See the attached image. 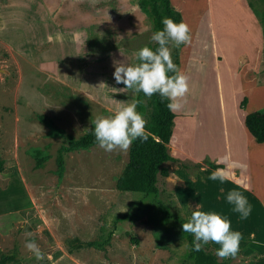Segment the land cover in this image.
<instances>
[{"label": "rangeland", "instance_id": "obj_1", "mask_svg": "<svg viewBox=\"0 0 264 264\" xmlns=\"http://www.w3.org/2000/svg\"><path fill=\"white\" fill-rule=\"evenodd\" d=\"M170 2L191 37L172 47V59L178 49V69L193 80L173 119L168 175L158 174V192L144 196L115 187L129 150L93 144L65 152L61 173L57 161L65 136H82L97 114L135 100L110 88L125 87L114 79V61L137 63L136 51L153 43L140 0H0V253H15L10 264H192L182 223L195 206L242 234L235 257L219 258L212 243L206 251L228 264H264V143L232 126L241 145L249 142L248 165L211 146L215 128L246 111L264 112L256 92L264 96V0ZM221 131L229 144L235 139ZM210 150L218 157L203 155ZM205 162L223 165L206 169ZM217 169L227 173L223 182L209 179ZM233 189L252 207L246 219L227 202Z\"/></svg>", "mask_w": 264, "mask_h": 264}, {"label": "clouds", "instance_id": "obj_2", "mask_svg": "<svg viewBox=\"0 0 264 264\" xmlns=\"http://www.w3.org/2000/svg\"><path fill=\"white\" fill-rule=\"evenodd\" d=\"M163 29L151 33L150 41L158 47L153 50L147 45L140 47L136 53L137 63L114 61V79L117 84H123L122 89L110 88L113 93L131 91L134 94L143 93L151 98L159 95L161 100H167L170 111H180L186 102L189 92L188 76L181 72L173 62L172 47L190 43V28L184 21L176 22L170 17L162 18ZM58 39H62L58 34ZM102 86L107 87L104 83ZM140 100L130 103L117 101L110 110V114H97L91 120L89 129L95 137L98 146L106 152L120 150L127 152L133 141L148 140L146 132L147 121L137 110ZM209 179L223 182L227 173L222 169L212 172ZM227 202L233 205V210L246 219L252 207L242 192L229 190ZM191 208V207H190ZM182 223L184 233L193 236L192 250L199 252L209 243L219 245L215 253L221 259L235 257L240 250L242 234L231 228L230 221L215 211L202 210L195 206ZM30 235V234H29ZM185 247H188L186 244ZM25 248L36 259H43V253L34 241H26Z\"/></svg>", "mask_w": 264, "mask_h": 264}, {"label": "trees", "instance_id": "obj_3", "mask_svg": "<svg viewBox=\"0 0 264 264\" xmlns=\"http://www.w3.org/2000/svg\"><path fill=\"white\" fill-rule=\"evenodd\" d=\"M141 9L150 18L153 31L162 30V18L170 17L174 21L179 22L182 20L181 14L178 10L172 7L170 0H140ZM261 21L263 25L264 34V9L261 12ZM150 48L155 50L158 45L152 43ZM179 50L173 51V62L177 65ZM145 97L141 92L136 94L135 100L143 101L138 104L137 110L144 116L146 114ZM149 105L152 110L148 115L146 132L148 134L147 141H141L137 139L133 141L129 148L128 161L119 173L115 181V187L120 191L142 193L144 196L154 194L158 192L156 185L157 175H168V169L163 163L171 156L168 153L167 145L172 137V126L175 113L170 111L167 107V100H161L159 95H153L148 98ZM247 101L246 96H243L239 102V107H243ZM44 119L43 117H41ZM243 124L247 131L253 136L256 142H264V112L262 111H250L245 114L243 118ZM66 145H63L58 151V172L61 173L64 166V153L76 150L86 149L93 144H97L95 137L89 130L78 138H74L71 135L65 136ZM39 153V152H38ZM42 158L38 159L40 164ZM2 160L0 159V170L2 168ZM210 168L216 169L222 167L221 164H214L211 162L206 163ZM199 166V164H196ZM183 167L187 168L188 165L183 164ZM128 214H123L121 219L126 218ZM183 231V229H182ZM184 237L187 240L188 250L185 253V261H189L192 264H228L226 261L218 260L212 252L203 249L199 252L192 250L193 236L183 232ZM87 245H94L93 241L86 243ZM16 261L15 253H0V264H10Z\"/></svg>", "mask_w": 264, "mask_h": 264}, {"label": "crops", "instance_id": "obj_4", "mask_svg": "<svg viewBox=\"0 0 264 264\" xmlns=\"http://www.w3.org/2000/svg\"><path fill=\"white\" fill-rule=\"evenodd\" d=\"M245 8H246V6H245ZM246 10H247V12L249 13V15L252 17V15H251V13L249 12V10L246 8ZM193 71V70H192ZM191 71V76H192V72ZM190 80V82L193 80V79H190V74H189V79H188V81ZM253 85H255V86H259L258 84H253ZM254 86V87H255ZM253 87V86H252ZM256 92L259 94V95H261L262 97H264L263 96V94H261L260 93V91H259V89L257 88L256 89ZM221 111H223V109H222V107H221ZM235 112H237V104L235 105ZM248 112H250V111H246V112H244L243 113V115H242V117H241V119H239L238 117L236 118V119H234V121L231 123L230 121V123H229V125H227V127H225V124H223V126H224V128L223 129H219L218 127L217 128H215L216 129V131H217V134H216V136H215V138L213 139V142H212V144H211V146H213L214 147V149H221V150H224L225 152H226V155H228V157H230V158H233L234 160H236L238 163H243V164H246V165H248V164H250V152H249V150H248V147H249V142H246L245 144V146L244 145H241V142L239 141L238 142V139H236V136H234V133H233V128H237L238 130H239V127H241V129L243 130V132H246V133H248V137H251V139H253L254 140V138H253V136L247 131V129L245 128V126H244V124H243V118H244V116H245V114L246 113H248ZM174 113H176V112H174ZM223 113V112H222ZM226 120V119H225ZM224 121V113H223V115L221 114V123ZM201 124H204L203 122H201ZM232 126H233V128H232ZM173 127V126H172ZM221 130H224V133L225 134H228V133H230L231 135V137L232 138H235L234 140H232L231 141V143L229 144L227 141H226V139H224V137H223V135H222V131ZM197 132V131H196ZM195 132V133H196ZM255 141V140H254ZM256 143H258V142H256ZM264 143V142H263ZM259 144H262V143H259ZM257 151H258V148H255L254 149V152L252 153L253 155V157L254 156H256V154L255 153H257ZM208 152V154L207 153H205V154H203V155H207V156H209V157H218V156H214V154H213V151H207ZM258 154H259V152H258ZM259 157V156H258ZM207 162H205V167H206V169L207 168H210L207 164H206ZM214 164H221V165H223L222 163H214ZM203 166V167H204ZM202 167V168H203ZM201 168V169H202ZM204 169V168H203Z\"/></svg>", "mask_w": 264, "mask_h": 264}]
</instances>
